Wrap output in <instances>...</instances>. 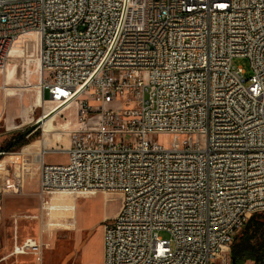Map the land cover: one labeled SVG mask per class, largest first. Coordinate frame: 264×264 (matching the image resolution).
Segmentation results:
<instances>
[{
	"label": "built area",
	"instance_id": "2783aa9c",
	"mask_svg": "<svg viewBox=\"0 0 264 264\" xmlns=\"http://www.w3.org/2000/svg\"><path fill=\"white\" fill-rule=\"evenodd\" d=\"M33 34L44 101L81 108L69 147L54 150L67 161L36 155L40 208L24 218L43 225L57 196L119 193L103 264H223L264 212V0H0L2 75ZM107 94L125 107L107 109ZM18 190L0 189V220ZM13 240L7 257L41 261L42 241L20 244L17 228Z\"/></svg>",
	"mask_w": 264,
	"mask_h": 264
},
{
	"label": "rangeland",
	"instance_id": "374dc122",
	"mask_svg": "<svg viewBox=\"0 0 264 264\" xmlns=\"http://www.w3.org/2000/svg\"><path fill=\"white\" fill-rule=\"evenodd\" d=\"M233 63L235 66L243 68L247 78L251 76V68L247 59L237 58ZM38 75L39 37L33 34L21 38L14 44L7 60L6 73L4 75L0 73V140L2 142L0 151L21 133L30 130L32 136H26L28 144L5 152L6 156L2 158L21 153L25 147L44 139L42 123H37V119L59 103L46 99L44 107L36 105ZM8 89H13L15 95H6ZM45 97L47 98L49 95L46 94ZM87 100L92 107L101 106L91 96L85 95L80 99L81 102ZM124 107V104L119 101H110L109 95H106L107 109L116 110ZM80 108L81 103L79 102L78 105L73 103L59 109L60 113L53 120L56 131L51 132L45 138V140H49V147L46 150L49 152L45 156L47 164H62L67 161L65 154L54 150H65L69 147L70 135L79 127L78 112ZM4 139L6 140L4 141ZM129 140V137H125V141ZM170 140L171 137L166 135L157 137V142L164 147H169ZM40 150V146L37 145L30 150L29 155L20 159L19 165L11 164L6 168L7 170H0V189H19L15 195L7 193L4 196L3 209L8 208L9 212L0 220V259L12 252L16 228L20 244L28 237L39 238L42 241V259L38 262L33 256L10 257L0 264H102L103 227L107 221L106 217L113 216L120 207L121 196L119 193L99 192L94 196L75 198L77 227L71 230L64 226L48 228L45 226L53 221V223L60 221L70 226L74 219L67 218V220L61 212L50 214L43 225L38 221L21 220L26 214L36 213L38 207L39 163L36 155ZM59 197L72 198L57 196L54 197L52 203L55 204ZM8 199L12 201L10 206L7 205ZM15 219H18L17 227ZM161 236L167 238L165 233H162ZM230 261L229 256L223 260V264H230ZM246 264L253 263L247 262Z\"/></svg>",
	"mask_w": 264,
	"mask_h": 264
},
{
	"label": "trees",
	"instance_id": "16d2710c",
	"mask_svg": "<svg viewBox=\"0 0 264 264\" xmlns=\"http://www.w3.org/2000/svg\"><path fill=\"white\" fill-rule=\"evenodd\" d=\"M30 130L15 136L3 148L2 152H10L15 147L27 143L26 136ZM32 136V135H30ZM230 264H264V212L250 217L244 227L236 234L230 249Z\"/></svg>",
	"mask_w": 264,
	"mask_h": 264
},
{
	"label": "bare ground",
	"instance_id": "6f19581e",
	"mask_svg": "<svg viewBox=\"0 0 264 264\" xmlns=\"http://www.w3.org/2000/svg\"><path fill=\"white\" fill-rule=\"evenodd\" d=\"M37 90V96H36V105L38 107H44L43 104L44 102V98L42 97V91H40V89L38 87H36ZM14 90L13 89H8L6 91V95L11 96V95H15V93H13ZM48 101H50L48 99ZM51 102V101H50ZM53 102V101H52ZM56 103V102H55ZM49 104V103H48ZM64 105H69V104H58L57 106H55L54 108H52L51 110H47V112H44L43 115L37 119V123H42V129H43V140L41 141H36L33 144H31L28 147H25L23 149V151L21 153L18 154H11L7 157H4L0 160V170H7L6 168L9 165H19L20 159H23L24 156H27L30 154V150L32 148H34L35 146L39 145L40 149L43 150H47L48 146V142L49 140H45L46 137H48V135L53 132L56 131V127L53 124V120L55 118L56 115H58L60 113L61 110H59L61 107H63ZM47 106V105H46ZM65 108V107H64ZM32 112V111H31ZM60 135V134H59ZM45 140V141H44ZM59 150V149H58ZM37 162L40 161L39 157L36 158ZM10 170V169H8ZM15 185V184H14ZM58 201H56L55 204H52L50 209L51 212L55 213V212H61L62 215H64L66 217V219L68 218H73L74 222L70 224V226L68 224H63L60 221L53 223V222H49L48 224H46L45 226L48 227H54V226H64L66 227V229H74L76 227V199L75 197L72 198H62L59 197L57 199ZM51 213V214H52ZM67 219V220H68ZM63 221V220H62Z\"/></svg>",
	"mask_w": 264,
	"mask_h": 264
},
{
	"label": "crops",
	"instance_id": "0c3cea01",
	"mask_svg": "<svg viewBox=\"0 0 264 264\" xmlns=\"http://www.w3.org/2000/svg\"><path fill=\"white\" fill-rule=\"evenodd\" d=\"M0 114H1V110H0ZM6 139H4V141H5ZM2 142H1V140H0V144H1ZM6 195V194H5ZM4 195V196H5ZM12 195V194H11ZM4 196H3V198H2V203H4V201H5V198H4ZM37 197H38V193H37ZM8 206H10V204L12 203V201H10V199H8ZM39 208H40V199H39V197H38V207H37V209H36V213H34V214H32V213H30V214H26V215H24V216H32V215H37L38 213H39ZM9 212V210H8V208H5V209H2V216H5L7 213ZM116 214V213H115ZM114 214V215H115ZM114 215L113 216H111V217H106V219L108 220V219H111L112 217H114ZM1 216V217H2ZM24 216L21 218V220H23V221H27V222H32V221H38L39 223H41L40 222V220H36V219H26V218H24ZM76 227H77V224H76ZM28 238H33V239H36V240H39V238H34V237H28ZM14 241V240H13ZM101 241H102V264H103V237H102V239H101ZM10 255V254H9ZM8 255V256H9ZM30 256H32V255H21V256H16V257H30ZM5 257H7V256H4L2 259H0V263L1 262H3V261H6V260H8L10 257H7L6 259H4ZM34 257V256H33Z\"/></svg>",
	"mask_w": 264,
	"mask_h": 264
}]
</instances>
